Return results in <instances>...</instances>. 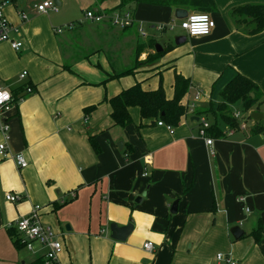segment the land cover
<instances>
[{
	"label": "crops",
	"instance_id": "obj_1",
	"mask_svg": "<svg viewBox=\"0 0 264 264\" xmlns=\"http://www.w3.org/2000/svg\"><path fill=\"white\" fill-rule=\"evenodd\" d=\"M75 1L82 10L107 15L138 6L131 2L120 8L121 0ZM208 1L205 12L215 21L208 35L186 37L177 48L167 43L162 49H170L150 67L120 77L115 75L130 67L139 45L144 48L138 59L156 51L149 45L153 38L135 20V8L129 10L134 23L123 29L107 18L80 19L86 34L114 27L117 39L96 48L88 39H76L80 30L56 32L67 21L45 22L44 14L52 9L38 13L33 6L39 0L25 3L27 12L25 5L17 8V0L5 7L8 20L20 28L22 47L15 51L8 42L0 43V83L9 90L30 84L32 91L19 96L7 113L8 150L21 153L28 164L19 168L12 157L0 156V264H44L43 250L18 248L9 228L36 204L40 221L63 243L57 264H226L217 261V253L237 264H264V134L251 133L255 121H250L244 130L212 136L209 146L198 134L197 121L204 116L211 124L206 109L215 110L220 92L237 74L264 93V29L249 34L253 24L230 16L233 7L264 0ZM65 3L56 0L57 10ZM174 10L162 6L165 18L159 20H172ZM158 24L147 26L159 31ZM126 48L130 60L116 65ZM23 71L27 75L21 79ZM175 72L190 80L181 102L191 101L196 92L200 102L172 133L157 121L141 119L137 107L129 108L130 124H113L106 99L136 82L154 90L163 75L169 80L165 95L171 98ZM90 106L95 107L85 112ZM7 193L20 199L9 201ZM129 222L132 230L125 240L111 238L112 223L122 227ZM233 226L242 230L237 238L230 232ZM147 241L153 244L150 250L143 247Z\"/></svg>",
	"mask_w": 264,
	"mask_h": 264
},
{
	"label": "trees",
	"instance_id": "obj_2",
	"mask_svg": "<svg viewBox=\"0 0 264 264\" xmlns=\"http://www.w3.org/2000/svg\"><path fill=\"white\" fill-rule=\"evenodd\" d=\"M14 1V0H10ZM124 2V0H122ZM120 2V8L126 7L127 4L139 3L155 5V6H170L173 8H193L200 12H205L211 6L208 0H128ZM123 3V4H122ZM122 4V5H121ZM117 7V8H118ZM230 16L235 22L247 21L248 24L253 26L247 31L249 34H254L264 29V4H244L233 7L230 10ZM155 42L149 41V45L154 48ZM144 47L139 45L135 52V58ZM167 52L166 48L161 51H155L148 54L147 59L152 57L156 60L159 56ZM148 62V61H147ZM129 71H123L116 74V77L127 75ZM190 85L189 78L184 77L178 72L174 73L173 96L167 98L161 81L158 87L154 90H145L140 82L121 90L113 97L106 99L111 106L110 116L113 124L124 127L132 122L129 108L137 107L141 119H151L156 122L161 120L166 125L176 127L180 124L182 118L187 115V109L181 102L182 98L188 91ZM30 84H23L20 87L10 90L13 99L17 100L19 96L27 94L26 87ZM264 100V93H262L258 85L249 77L242 74H237L232 78L219 94V99L216 108L212 110V120L208 128V135L211 137H221L224 135L223 129L219 125V121L230 127L236 128L238 125L237 120L232 116L233 107L236 106L241 111L248 113L255 111L254 107L261 104ZM95 106L85 108V112L94 109ZM209 113L206 110V113ZM211 112V111H210ZM249 117V116H248ZM250 118V117H249ZM251 133L264 134V122L256 121L252 128ZM89 142L96 153L99 152L97 143L93 137H89ZM12 231V229H9ZM259 235H257L258 238ZM12 240L15 246L22 248V246L15 239V232H12ZM38 264V263H35Z\"/></svg>",
	"mask_w": 264,
	"mask_h": 264
},
{
	"label": "built area",
	"instance_id": "obj_3",
	"mask_svg": "<svg viewBox=\"0 0 264 264\" xmlns=\"http://www.w3.org/2000/svg\"><path fill=\"white\" fill-rule=\"evenodd\" d=\"M9 3L10 0H0V43L8 42L13 50L19 51L22 47V41L20 40V28L18 25L10 22L5 14V7ZM33 7L38 13H46L49 9L57 10V6L52 0L42 1L38 4H34ZM20 16L22 19H26V15L24 13H21ZM84 17L91 22H101L107 18L112 25L122 29L132 26L134 23L133 14L128 10L116 9L112 11L110 15H107L90 9L85 11ZM179 24L180 28L184 30L186 37H199L208 35L215 26V21L208 13L195 12L188 14L183 19H180ZM65 27L70 29L73 27V24L70 23ZM166 27L167 25L165 24L158 25L156 28L158 30H164ZM169 29L171 30L173 27L170 26ZM62 31L63 28L61 27L56 29V32L58 33ZM139 32L142 35H145L142 28H139ZM26 75L27 72L23 71L19 74V77L23 79ZM25 90L29 93L32 91V88L31 86H27ZM199 99L200 93L196 92L193 99L184 104L187 109V114H192L195 111L196 102H198ZM14 101L15 100L13 99L10 90L5 85L0 83V134L3 136L2 141H0V156L3 158L12 157L19 168H24L28 164L24 156L21 153L11 154L8 150V140L10 137L7 113L12 109ZM232 116L237 120L238 125L236 128L229 127L228 131L232 132L239 129H246V121L244 117L241 116L240 110H233ZM197 121L199 122V136L205 139V143L207 145L211 146L213 138L207 134L210 123L204 116H199ZM157 125L166 127L170 133L173 132V127L166 125L161 120L157 121ZM209 153L214 155L215 150L210 147ZM5 198L12 202L20 199L18 195L11 193H7ZM239 200H243V197H240ZM40 210V205H34L27 215L20 216L12 224H9V228H13L15 232V239L26 250L30 252L43 250L44 264H57L58 257L63 250V243L51 227L44 225L40 221ZM152 246L153 244L151 241H147L143 244V247L147 250H150ZM217 261H222L226 264H237V262L233 260L230 255L226 254H223V258L219 260L217 259Z\"/></svg>",
	"mask_w": 264,
	"mask_h": 264
},
{
	"label": "rangeland",
	"instance_id": "obj_4",
	"mask_svg": "<svg viewBox=\"0 0 264 264\" xmlns=\"http://www.w3.org/2000/svg\"><path fill=\"white\" fill-rule=\"evenodd\" d=\"M29 1L31 2L32 0H17V2H16L17 8L22 7V5H25V3L29 2ZM39 1L42 2L44 0H39ZM125 1H128V0H124V2ZM133 8L136 9L135 20L137 22L138 21L142 22V28L144 30H147L149 37L153 38V41L156 42L157 44H159L160 46L163 47V46L167 45V43H168V44H171V46L173 48H177V47H181L183 44L186 43V42L185 43L183 42L180 44L175 43V37L176 36H178V35H184L185 36L184 30L180 28L179 19L177 20L176 18H173L172 20H168V21H166L165 19L159 20L161 18H165V16L162 13V6H154V5H148V4L140 3V4H138V6L133 7ZM133 8L129 9V10L133 11ZM24 9L26 12L28 10H30L29 7H27L26 5H25ZM191 10H197V9L191 8ZM49 11H50L49 13L44 14L45 22H48V24L55 25L56 22H59L61 20L67 21L64 24L61 23L59 26V27L63 28V33L68 32V33L72 34V32H75L76 30H80L77 34L76 39H78V40L79 39L80 40L81 39H88L90 41L89 45L92 47L94 46L96 48H99L101 45H103L105 43H109V42H111V40L117 39V35L114 32V30H115L114 27H109V28H111L110 29L111 32L108 31L109 29L107 31H102L101 30L102 27L98 28V26H100L101 23L93 24L94 27L98 28V30H95L94 32H87V34L84 33V29L86 28V25L84 23L81 24L79 21L81 18L84 19V11H86V10H82L80 8L79 4L76 3L75 0H66L65 5L62 7H59L57 11L53 10V9L49 10ZM196 12H200V11L197 10ZM88 22L89 21H87L86 23H88ZM70 23H73L72 29H68L67 27H65L66 25H68ZM151 23H157V24L161 23L158 25H165L166 24L167 27L164 30L155 31V30L148 28L147 25H149ZM170 26H172L173 29L170 30L169 29ZM71 30H73V31L71 32ZM134 30H136V28L131 30L132 34H133ZM81 31H83V32H81ZM55 35H59V37H60L62 34H55ZM171 46L164 47V48H166V50H168V49H170ZM71 47H73V46H71ZM150 49L153 50L152 47H150ZM147 56L144 59H138V57L134 58L130 67L126 69V71L130 72L128 74H133L134 72H136L140 68L150 67L154 63V61L157 60L156 59V60L151 61L152 57L147 59ZM128 60H130V58H129L128 49L126 48L119 55V57L116 59V62H117L116 65L123 66L128 62ZM165 73L167 75H169L167 71ZM168 79H170V78H168ZM168 83H169V80L167 81V77L165 75H163L162 87L167 88ZM233 108L241 111V109L236 107V106H234ZM206 110H208L209 112L211 111L210 115L212 114V106L208 107ZM254 110L255 111L258 110L260 113H262L264 115V104H262V103L258 104V106L254 107ZM250 113L251 112L245 113V112L241 111V116L244 117L245 120H248V121H246L247 123L248 122L250 123V121H253L251 118L248 117L250 115ZM260 122H264V116L260 120ZM219 125L223 129V131L225 129L229 130V126L225 125L221 121H219ZM26 252H27L26 250H23V254L24 253L26 254Z\"/></svg>",
	"mask_w": 264,
	"mask_h": 264
},
{
	"label": "water",
	"instance_id": "obj_5",
	"mask_svg": "<svg viewBox=\"0 0 264 264\" xmlns=\"http://www.w3.org/2000/svg\"><path fill=\"white\" fill-rule=\"evenodd\" d=\"M56 0H53V3L55 4ZM188 15V12L184 8H175L174 10V16L176 19H183ZM186 40V36L184 35H178L175 37V43L180 44ZM155 49L157 52L162 50V46L159 44H155ZM250 118L253 121H260L263 118V114L257 111H252L250 113ZM177 205V202L175 201L172 204V209L171 211H175V207ZM174 209V210H173ZM65 228L69 230V225H65ZM132 230V224L129 222L127 225L118 227L116 224L112 223L110 225V236L111 238L117 239V240H125L126 236L131 232ZM231 234L233 235L234 238L239 237L242 234V230L239 226H233L230 229Z\"/></svg>",
	"mask_w": 264,
	"mask_h": 264
},
{
	"label": "clouds",
	"instance_id": "obj_6",
	"mask_svg": "<svg viewBox=\"0 0 264 264\" xmlns=\"http://www.w3.org/2000/svg\"><path fill=\"white\" fill-rule=\"evenodd\" d=\"M223 258V254L222 253H218L217 254V259L219 260V259H222Z\"/></svg>",
	"mask_w": 264,
	"mask_h": 264
}]
</instances>
